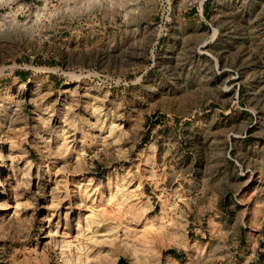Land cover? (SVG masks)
Returning a JSON list of instances; mask_svg holds the SVG:
<instances>
[{"label": "rangeland", "instance_id": "obj_1", "mask_svg": "<svg viewBox=\"0 0 264 264\" xmlns=\"http://www.w3.org/2000/svg\"><path fill=\"white\" fill-rule=\"evenodd\" d=\"M0 264H264V0H0Z\"/></svg>", "mask_w": 264, "mask_h": 264}]
</instances>
